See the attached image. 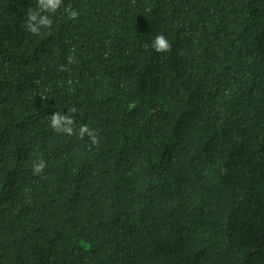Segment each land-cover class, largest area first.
Listing matches in <instances>:
<instances>
[{
    "label": "trees",
    "instance_id": "16d2710c",
    "mask_svg": "<svg viewBox=\"0 0 264 264\" xmlns=\"http://www.w3.org/2000/svg\"><path fill=\"white\" fill-rule=\"evenodd\" d=\"M35 9L0 0V264H264V0Z\"/></svg>",
    "mask_w": 264,
    "mask_h": 264
},
{
    "label": "clouds",
    "instance_id": "9594fccd",
    "mask_svg": "<svg viewBox=\"0 0 264 264\" xmlns=\"http://www.w3.org/2000/svg\"><path fill=\"white\" fill-rule=\"evenodd\" d=\"M63 5V0H36V9L29 10L26 14L24 27L26 31L32 35H40L42 29H50L53 25L52 16L57 13ZM65 12L68 14L69 19L77 20L79 18V12L72 9L71 6L65 7ZM149 45L146 44L145 48ZM150 47L156 53H167L171 50V45L168 39L159 34L154 37ZM68 63L74 62V57H67ZM59 71H66L65 65H60ZM46 99L45 97H41ZM77 112L75 107H71L67 110V113L61 111H55L52 115H49V126L57 134H64L69 137L78 135L80 139H84L85 136L91 141L90 150L92 146L99 145V138L94 129H91L87 124H82L77 128H74L76 120L73 114ZM47 167L46 162L43 159H39L33 162L32 172L33 175H40Z\"/></svg>",
    "mask_w": 264,
    "mask_h": 264
}]
</instances>
